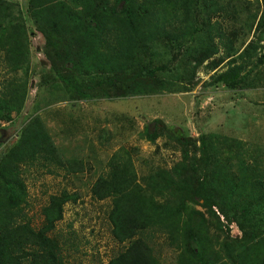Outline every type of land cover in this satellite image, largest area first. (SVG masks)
Returning <instances> with one entry per match:
<instances>
[{"label":"trees","instance_id":"trees-1","mask_svg":"<svg viewBox=\"0 0 264 264\" xmlns=\"http://www.w3.org/2000/svg\"><path fill=\"white\" fill-rule=\"evenodd\" d=\"M238 6L229 0H27L22 14L12 1L0 0V121L19 114L29 92L27 21L44 39L48 73L40 86H50L51 100L55 90L71 102L189 92L203 64L213 70L224 60L228 67L213 84L257 87L264 82V0L260 14ZM226 20L239 21L240 32L253 31L242 51ZM154 131L146 127L141 137L154 142ZM197 142L198 156L183 153L169 170L143 175L130 150L119 147L110 155L90 186L93 200H110L111 235L124 245L106 264H160L159 239L176 253L175 264H264L259 150L248 154L244 142L215 134ZM35 164L54 176L85 168L62 159L38 116L0 152V264H65L53 232L65 206L80 197L68 190L50 195L35 229L20 174L21 166Z\"/></svg>","mask_w":264,"mask_h":264},{"label":"rangeland","instance_id":"rangeland-1","mask_svg":"<svg viewBox=\"0 0 264 264\" xmlns=\"http://www.w3.org/2000/svg\"><path fill=\"white\" fill-rule=\"evenodd\" d=\"M10 1L25 14L27 0ZM229 2L253 14H260L262 9V0ZM239 23L234 25L226 20L224 26L227 33L237 30L234 45L242 51L254 39V33H249L248 28L240 32ZM26 28L33 74L28 78L29 92L23 110L13 114L8 122L0 121V152L15 145L25 125L38 116L62 159L85 164L83 172L66 175L62 170L58 176L46 173L37 164L20 168L27 187L26 215L35 229L41 226L40 210L50 195L62 190L79 194L76 204L65 206L64 217L53 232L60 242L65 264H106L124 248L111 235L110 200L98 202L90 195L93 181L104 173L108 158L119 147L131 151L136 169L143 175L154 168L169 170L182 160L183 153L198 156L197 138L215 134L244 142L248 154L259 150L260 166L264 167V82L257 87L233 90L213 84L212 77L228 67V60L213 70L203 64L189 92L71 102L61 100L62 93L55 90L51 100L50 86H40L48 73L44 39L32 22L27 21ZM47 80L51 82V78ZM146 127L151 131L156 127L154 142L141 137ZM250 163L254 165L255 161ZM230 229L233 235L237 234L234 225ZM158 244L160 264H175L176 253L162 239Z\"/></svg>","mask_w":264,"mask_h":264},{"label":"built area","instance_id":"built-area-1","mask_svg":"<svg viewBox=\"0 0 264 264\" xmlns=\"http://www.w3.org/2000/svg\"><path fill=\"white\" fill-rule=\"evenodd\" d=\"M237 234H238V231H237Z\"/></svg>","mask_w":264,"mask_h":264},{"label":"water","instance_id":"water-1","mask_svg":"<svg viewBox=\"0 0 264 264\" xmlns=\"http://www.w3.org/2000/svg\"><path fill=\"white\" fill-rule=\"evenodd\" d=\"M47 63V62H46Z\"/></svg>","mask_w":264,"mask_h":264}]
</instances>
